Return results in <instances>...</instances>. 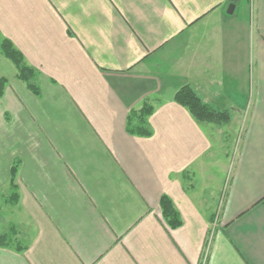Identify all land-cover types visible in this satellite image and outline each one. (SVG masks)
<instances>
[{"label":"crops","instance_id":"1","mask_svg":"<svg viewBox=\"0 0 264 264\" xmlns=\"http://www.w3.org/2000/svg\"><path fill=\"white\" fill-rule=\"evenodd\" d=\"M0 35L38 89L0 48V264H264V0H0Z\"/></svg>","mask_w":264,"mask_h":264},{"label":"trees","instance_id":"2","mask_svg":"<svg viewBox=\"0 0 264 264\" xmlns=\"http://www.w3.org/2000/svg\"><path fill=\"white\" fill-rule=\"evenodd\" d=\"M0 48L4 55L16 66L19 80L26 82L28 88L38 92L37 86L33 83V80L36 77L35 70L26 65L22 54L15 49L11 42L2 40L1 35ZM3 87H5V81L0 80V95L3 93ZM174 100L176 103L186 108L199 122H221L220 115L211 107L205 105L189 86L181 89L176 94ZM149 114H151L150 110L143 112V114L138 117V120H140L141 123L137 129L140 131H132L133 133L136 132L143 136H150L151 133L145 126L146 118ZM161 205L163 217L168 226L171 229L180 227L182 225V220L175 209L173 202L169 198L163 197Z\"/></svg>","mask_w":264,"mask_h":264},{"label":"rangeland","instance_id":"3","mask_svg":"<svg viewBox=\"0 0 264 264\" xmlns=\"http://www.w3.org/2000/svg\"><path fill=\"white\" fill-rule=\"evenodd\" d=\"M241 134H242V129H241V131H240V137L239 138H237V142H236V145H234V148H233V157H235V155L237 156V154H238V151H239V145L241 144V140H240V138H241Z\"/></svg>","mask_w":264,"mask_h":264},{"label":"water","instance_id":"4","mask_svg":"<svg viewBox=\"0 0 264 264\" xmlns=\"http://www.w3.org/2000/svg\"><path fill=\"white\" fill-rule=\"evenodd\" d=\"M233 10H234V5H231L229 9V13H232Z\"/></svg>","mask_w":264,"mask_h":264}]
</instances>
